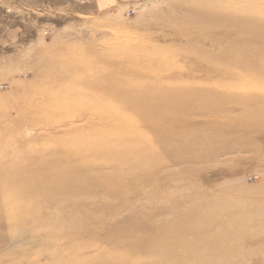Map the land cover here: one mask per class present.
<instances>
[{
	"label": "rangeland",
	"instance_id": "rangeland-1",
	"mask_svg": "<svg viewBox=\"0 0 264 264\" xmlns=\"http://www.w3.org/2000/svg\"><path fill=\"white\" fill-rule=\"evenodd\" d=\"M128 46L152 81L111 97ZM0 118V264H264V0H0Z\"/></svg>",
	"mask_w": 264,
	"mask_h": 264
},
{
	"label": "bare ground",
	"instance_id": "bare-ground-1",
	"mask_svg": "<svg viewBox=\"0 0 264 264\" xmlns=\"http://www.w3.org/2000/svg\"><path fill=\"white\" fill-rule=\"evenodd\" d=\"M133 43H131L132 45ZM138 43L134 44V45H137ZM129 48L126 49L125 52H123L124 56L127 57L128 59H120L118 56H115V55H112V53H108V54H104V53H100V54H95L92 61H89L88 63H91V62H100V63H106L107 65L105 66H108L110 67L111 69H117V77H119V83H124V84H118V85H110L111 82H109V78L106 77V75H101L99 73H96V78L97 79H100V80H103L105 84L107 85H104L102 87H105V88H110L111 91L109 92H106V91H102L101 93H105L106 94H109L111 97L113 96H117V98L119 96H125L126 95V92L124 93V91L122 92H114L113 90H116L118 88V90H121V88H125L127 90L131 89L133 87V82L134 81H137L139 80L140 82H150L152 81L151 79H149L147 76H145V74H136L134 73V71L130 70V68L134 67V66H139V65H142L143 63L146 62L145 59L142 60V58L140 59H135V57L133 58L132 55H134L135 53L131 52L130 50V46H128ZM136 55V54H135ZM137 56V55H136ZM103 78V79H102ZM109 82V83H108ZM132 82V83H130ZM130 83V84H129ZM125 86V87H123ZM169 94V95H168ZM129 95V94H128ZM145 94L142 92L141 94H131L129 95V98L126 99L124 98L122 100V102H125V105H124V108H120L119 111H120V114H122V112L125 110L128 112V110H130V108L133 106V102L135 100H138L142 97H144ZM171 96L172 98H176V99H181L182 98V94H178V93H174L171 95V93H168V92H164V93H160V94H157L155 97L153 95L150 96V98H152V100L155 101L156 103V100H161V99H165L167 97ZM154 101H152V104H149V105H152V106H149L150 108V111L156 113V114H163L164 113V110L160 107V106H157L156 104H154ZM197 101L200 103L201 106H189L187 108L184 109V112L190 114L191 116H194L196 114H199L203 111V109L206 107L204 104H202L201 102H204L202 99H197ZM73 113L75 114V118H83V119H86V122L85 123H82L81 125H76L74 124L73 122H69L67 121L65 118L66 117H70L71 115H73ZM67 112V110H65V108H62L61 110H55L53 112L50 113V116L49 117H52V120H45L43 122H40V123H43L45 125H49V124H55V126L57 125L58 127H61L62 125L64 126L65 129H69V130H72L71 132H69L70 134H72L73 136H75L76 134L78 135L79 133L83 132L85 128H90V129H96L94 130L93 132L96 133L97 132V128H100L98 127L99 124H103L105 125L107 128L111 127H115V128H119L121 126V124H130L133 123V122H139L137 123L138 126H140V124L143 123L142 121V118H140L139 116L137 117H134L133 119H130L129 121H127L126 119H122V116L121 115H117L120 117L117 118L115 117L114 114H111V113H108V114H104L103 116H99L97 114H95L93 111H91L89 114H86V113H78L77 111H74V112ZM167 119V118H166ZM0 120H2L0 118ZM174 120V119H173ZM166 120L164 123H162L161 121H154V122H147V125L148 127H150L152 130H159V131H163L165 128L168 129L169 127H174L173 125L176 124V122H182L181 120ZM5 122V121H4ZM3 123V122H1ZM0 123V124H1ZM4 124V123H3ZM24 123L23 122H20V121H13V120H9L6 122V125L8 126L9 125V128H18V127H21ZM59 124V125H58ZM184 122H182L181 125H183ZM40 125V124H38ZM186 126L188 124H185ZM54 126V125H53ZM168 127V128H167ZM230 127H232V125H230ZM51 128V127H50ZM33 130V129H32ZM76 130V131H75ZM0 131H1V127H0ZM75 131V132H74ZM99 131V130H98ZM9 134H11L10 132H8ZM76 133V134H75ZM106 137H110L109 134H105ZM66 135L63 136V138H67ZM65 140V139H64ZM0 141L3 142L4 145H6V141L5 139L2 137V133L0 132ZM67 141V140H66ZM9 144V143H8ZM2 145V144H1ZM97 150V149H96ZM99 150V148H98ZM116 260L113 258V259H107L106 263L110 264L112 262H115ZM105 262L103 264H106Z\"/></svg>",
	"mask_w": 264,
	"mask_h": 264
}]
</instances>
